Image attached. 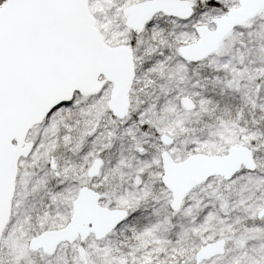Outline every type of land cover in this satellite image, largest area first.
Instances as JSON below:
<instances>
[{"label": "snow or ice", "instance_id": "obj_1", "mask_svg": "<svg viewBox=\"0 0 264 264\" xmlns=\"http://www.w3.org/2000/svg\"><path fill=\"white\" fill-rule=\"evenodd\" d=\"M0 264H264V0H0Z\"/></svg>", "mask_w": 264, "mask_h": 264}]
</instances>
